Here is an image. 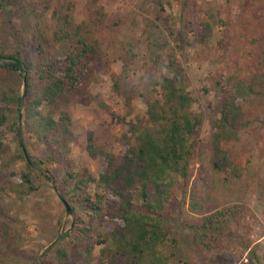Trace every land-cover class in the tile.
<instances>
[{"label":"trees","instance_id":"1","mask_svg":"<svg viewBox=\"0 0 264 264\" xmlns=\"http://www.w3.org/2000/svg\"><path fill=\"white\" fill-rule=\"evenodd\" d=\"M263 5L264 0H254L249 10ZM75 11L74 0H55L50 24L36 26L31 38L16 30L15 50L0 55V67L27 80L24 96H4L8 106L0 114V127L10 121L14 114L10 105L16 103L18 121L25 112L29 128L47 149L48 162L57 164L62 173L56 176L47 170L46 177L60 198L72 204L75 214L81 209L72 234L64 239L72 238L70 243L82 260L80 264H172L166 223L175 221L191 230L194 245L210 260L206 264H221L219 255H224L227 263L233 262L230 251L242 245L239 233L253 235L254 226L259 224L254 211L245 204L212 210L215 200L210 193L199 198L193 191L189 200L187 188L181 198L176 194L181 184L190 182L196 137L203 124V117L192 112L195 97L190 91L191 79L177 56L164 74L152 79V88L154 92L160 90L161 97L148 99L146 112L128 123L130 130L123 142L128 146L126 153L112 154L109 145L100 143L91 131L87 150L100 160V177L74 169L70 153L76 126L68 108L88 91L96 65L105 64L108 57L101 37L108 15L99 1L93 0L88 20L76 22ZM114 17L113 25L125 22L120 15ZM205 29V39L209 40L213 27L208 22ZM235 37L219 41L222 59L232 71L218 83L223 97L213 114L210 140L213 167L228 174L225 187L244 174L225 144L239 142L242 131L256 121H262L264 128V23L256 26L252 21ZM179 42L178 48L184 52L187 40L183 33ZM14 125L23 147L20 122ZM23 158L29 168L36 165L25 148ZM22 179L30 192L35 191L30 173H23ZM105 212L114 227L96 240L92 234L94 219ZM188 212L202 218L193 224L184 219ZM247 243L245 248L250 249L253 241ZM97 245L104 246L99 257L95 256ZM251 259H259L256 252ZM71 263L72 251L66 248L42 264Z\"/></svg>","mask_w":264,"mask_h":264},{"label":"rangeland","instance_id":"2","mask_svg":"<svg viewBox=\"0 0 264 264\" xmlns=\"http://www.w3.org/2000/svg\"><path fill=\"white\" fill-rule=\"evenodd\" d=\"M74 20H88L93 0H74ZM108 15L105 31L101 36L107 48L105 64L96 65L88 91L79 96L68 111L76 126V137L71 144L70 158L75 170L100 177L102 166L98 158H92L87 150L88 132L94 131L100 143H107L116 156L126 153L123 142L128 136V123L147 110L148 99L160 98L161 91L154 92L152 79L166 72V66L177 56L191 79L190 91L195 97L192 112L203 117V124L196 139L195 154L190 164L191 178L187 185L176 190L178 199L188 190V200L193 191L199 198L212 194V210L234 204H245L259 218L253 235L239 233V244L230 257L233 262L219 255L221 264H264V128L262 121L254 122L241 133L239 142L225 144L244 169L241 180L225 187L228 174L217 171L212 165L210 148L213 130V114L221 103L223 92L220 81L232 69L222 59L223 49L219 41L236 38L238 32L254 21L264 23V5L250 11L254 0H98ZM55 0H0V55L12 53L16 47L13 35L20 30L27 37L34 35L35 27L46 26L52 20ZM115 15L125 21L118 26ZM213 27V35L205 39V24ZM183 33L187 44L184 52L178 48ZM240 43V42H239ZM242 46V43H240ZM0 62L1 56H0ZM20 73L0 67V114L8 106L4 99L24 96L25 84ZM132 100V101H131ZM10 107L14 114L0 127V264H42L51 261L60 251H72V263L80 264L81 258L74 251L71 233L76 216L72 204L68 213L55 185L46 177L47 170L56 176L57 164L47 160V149L29 128L25 112L18 121V105ZM264 117H261L263 120ZM22 127L21 146L18 130ZM34 160L29 168L23 158V150ZM28 172L35 186L30 192L22 174ZM178 209H174L177 215ZM78 217V216H77ZM201 215L188 212L184 219L195 224ZM114 227L108 214L94 219L92 234L96 240ZM173 254L172 264H206L209 259L196 248L190 229L177 222L166 223ZM72 234V233H71ZM253 241L250 249L247 242ZM103 245H97L95 256L101 255ZM258 260H252V252Z\"/></svg>","mask_w":264,"mask_h":264},{"label":"water","instance_id":"3","mask_svg":"<svg viewBox=\"0 0 264 264\" xmlns=\"http://www.w3.org/2000/svg\"><path fill=\"white\" fill-rule=\"evenodd\" d=\"M26 84H27V80L25 79V85ZM64 203H65V205L67 207L68 213H70L71 212V206L69 205V203L66 200H64Z\"/></svg>","mask_w":264,"mask_h":264}]
</instances>
